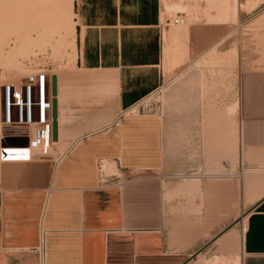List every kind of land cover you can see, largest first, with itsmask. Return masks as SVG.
I'll use <instances>...</instances> for the list:
<instances>
[{
    "label": "crops",
    "instance_id": "crops-1",
    "mask_svg": "<svg viewBox=\"0 0 264 264\" xmlns=\"http://www.w3.org/2000/svg\"><path fill=\"white\" fill-rule=\"evenodd\" d=\"M192 1L72 0V61L52 72L56 140L0 162V264H183L209 240L186 264H264V194L242 232L228 228L245 212L241 186L215 175L235 160L234 132L217 123L230 82L216 95L210 79L178 80L160 114H120L215 46L216 0ZM188 7L189 24H166ZM13 136L0 128L1 145L26 143ZM103 160L117 169L105 181ZM193 167L207 175L176 176Z\"/></svg>",
    "mask_w": 264,
    "mask_h": 264
},
{
    "label": "rangeland",
    "instance_id": "rangeland-1",
    "mask_svg": "<svg viewBox=\"0 0 264 264\" xmlns=\"http://www.w3.org/2000/svg\"><path fill=\"white\" fill-rule=\"evenodd\" d=\"M197 1L207 2V0L192 2L197 4ZM214 3L217 6V10L215 8L217 20L213 24L210 23V26L215 28V46H211L212 50L210 48L204 50L177 74L167 77L168 79L153 97L163 108L167 96L174 97V92L171 93L170 90L175 88L178 80L210 79L216 84V95H219V90L223 88L220 86L228 85L230 82L231 87H227V90L232 94V101L226 103L227 105L222 109L217 98V123L223 120L234 132L235 160L231 167L216 168L215 172L221 175L225 173L229 177L225 178L232 177L240 184L239 213H241L249 209L264 194V155L262 154L264 150V0H216ZM255 7H258L257 10L247 18L243 19L242 14L239 16V13ZM176 10L172 9L166 16H176ZM225 10L229 21L224 35ZM180 11L185 14V22L171 24L172 26L183 27L190 23V8ZM71 18L69 16L66 22L70 23ZM61 32L64 39L62 45L55 49V46H50L42 53H35L19 60L21 73H11L0 63V84L8 79L20 80L25 73L37 67H47L49 72H60L62 68L68 66L73 57L71 32L65 28H62ZM224 41L226 43L223 44ZM11 46L12 42L9 46H5V51ZM224 47L229 50L223 52ZM220 110H225L228 113L227 117L222 119ZM252 175L256 178L253 184L248 182L249 176ZM240 221L237 227L242 232L244 225Z\"/></svg>",
    "mask_w": 264,
    "mask_h": 264
},
{
    "label": "built area",
    "instance_id": "built-area-1",
    "mask_svg": "<svg viewBox=\"0 0 264 264\" xmlns=\"http://www.w3.org/2000/svg\"><path fill=\"white\" fill-rule=\"evenodd\" d=\"M184 13L170 16L166 24H183ZM47 67H37L25 73L20 80H5L0 84V128L4 134H15L26 139L25 144L1 145L0 162L28 161L34 150L46 154L52 143L51 128V94L50 76ZM156 88L138 101L123 108L121 115H154L163 110L159 101L154 99ZM13 129V130H11ZM101 180L103 175L102 161L98 163ZM201 177L204 174L201 168L193 167L190 170L176 174L184 176ZM220 176L221 174H215ZM227 175V174H223Z\"/></svg>",
    "mask_w": 264,
    "mask_h": 264
},
{
    "label": "bare ground",
    "instance_id": "bare-ground-1",
    "mask_svg": "<svg viewBox=\"0 0 264 264\" xmlns=\"http://www.w3.org/2000/svg\"><path fill=\"white\" fill-rule=\"evenodd\" d=\"M71 2L72 0H0V63L5 69L11 73H21L20 59L42 53L50 46H55V49L62 45V28L69 29L73 36L72 19L70 23L66 22L69 16L72 17ZM10 42L12 46L5 51V46H9ZM102 170L105 174L110 173V170L117 172L115 164L104 160ZM255 180L253 175L248 178L251 184ZM207 264L217 263L208 259Z\"/></svg>",
    "mask_w": 264,
    "mask_h": 264
},
{
    "label": "water",
    "instance_id": "water-1",
    "mask_svg": "<svg viewBox=\"0 0 264 264\" xmlns=\"http://www.w3.org/2000/svg\"><path fill=\"white\" fill-rule=\"evenodd\" d=\"M50 94H51V111H50V117H51V128H52V140L55 141L56 140V75L52 74L50 76ZM5 138H11L12 140L14 139H19V140H24V143L26 142L25 137H21V136H13V137H5ZM255 207V205H253L252 207H250L247 211H245L239 218L235 219L231 224H229L228 228L234 224H236L237 222H239L243 216H245L246 214H248L253 208ZM213 240H209L206 242V244H204L203 246H201L200 248H198L193 254H191L184 262L183 264H186L188 261H190L191 259H193L197 254H199L207 245H209Z\"/></svg>",
    "mask_w": 264,
    "mask_h": 264
}]
</instances>
